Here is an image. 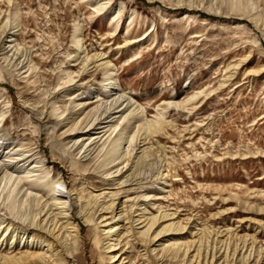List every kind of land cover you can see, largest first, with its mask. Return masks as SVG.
<instances>
[{
	"label": "rangeland",
	"instance_id": "374dc122",
	"mask_svg": "<svg viewBox=\"0 0 264 264\" xmlns=\"http://www.w3.org/2000/svg\"><path fill=\"white\" fill-rule=\"evenodd\" d=\"M7 14L0 151L24 159L0 187V264H264V0H0ZM120 206L136 227L109 251L100 217ZM141 211L172 216L147 236ZM32 226L48 247L20 241ZM158 232L181 250L159 256Z\"/></svg>",
	"mask_w": 264,
	"mask_h": 264
},
{
	"label": "bare ground",
	"instance_id": "6f19581e",
	"mask_svg": "<svg viewBox=\"0 0 264 264\" xmlns=\"http://www.w3.org/2000/svg\"><path fill=\"white\" fill-rule=\"evenodd\" d=\"M13 4L15 5L14 2L12 3V5ZM102 7L103 6H101V5H96L94 9H95V11L96 10L99 11V10L102 9ZM16 17H17V14H14L13 17L11 16V14H7L6 16L2 17V19L5 18L3 25H0V52L2 54H7V52L10 51L9 50V48L11 47L10 46V43H12V41H16V38L13 37V36H10V33H7V31H6L7 30L6 27L8 26V24H11L12 22H14ZM2 19L0 17V23H1ZM18 25H19V23H16L12 28L14 29L15 27H18ZM78 29L79 28H77L76 30L78 31ZM12 32H14V31H12ZM76 41L79 44V42L82 41V38L78 36V37H76ZM15 48H16L15 51H18L19 50L18 43L15 44ZM92 58H93L92 59L93 61H95V60L96 61H100V60L104 59L103 54H101V53H94L93 56H92ZM3 63H5L4 68L7 67L8 65H13L14 64L13 58L12 57L8 58V55H7V56L3 57ZM106 64H107L106 61L105 62L104 61H101V63H100V65H106ZM106 73H107V75L104 77V79H105L104 83L105 84H108V83H110L108 81L109 80V74H108L109 72H108V70L106 71ZM118 98L117 97L116 98H112V101L110 102L109 105L111 106L112 102H113V105L114 104H117L118 101H119V99H120V98L119 99ZM120 103H122V102H120ZM121 139H122L121 138V135L118 136V138L116 139V141L114 142V144L112 146L113 149L115 148L114 146L120 145ZM1 140L2 139L0 138V141ZM4 153H3V151H0V156H4L5 157L4 159H1L0 158V187L2 185V189L6 188L9 185V183L11 182V180L13 182L15 181V179L13 178V175H12V172H14V166H11V163H15L16 164L20 160L24 159L23 157L22 158L20 157L18 159H14L16 157H14L12 155L13 153H9V152H4ZM125 154H126V152H125ZM16 182H18V180ZM10 199L12 200V201L10 200V208H11V211L12 212H15V211L18 212L19 206H18V204H16L13 201L15 199V196L13 195ZM56 200H58V199H55V201ZM57 204H61V203H57ZM44 206H47V204L45 203ZM72 206H73L72 204H69L66 207H67V209L70 210L72 208ZM117 208H119V209H117V213L115 215L116 218L113 219L111 222H106L107 219H108L107 216H105V218H103V216L100 217L101 220L104 221L103 226H107V229H108L107 230L108 235L106 236V238L109 240L108 241L109 251H112V250L116 249V246L120 243L119 239L117 238V236L120 233H122V232H127V233L128 232H131L132 231V228L134 229V227H136V226H133L130 221L127 222V221L124 220L125 219V214H124L125 210H124L123 206H120V207H117ZM136 209L137 210H140L142 208H141V206H138ZM48 210H50V208H48ZM42 211H43V209H42ZM60 212L61 211H59L58 213H60ZM101 213H105V210H103ZM46 214H47V216L45 217L46 222L44 224L42 222L43 225H40V228H41L40 231H42L43 233L47 234V236H49L51 238H53V237L54 238H58L59 235H60V231L64 228V226H62V224L59 223V219H56V216H58V215L52 214V212H47V211H46ZM169 216H172V214L171 215H169V214H162L160 218H157L156 216H153V217H145V211H141V212H139V213L136 214V217L137 218L134 220V223L133 224H138L140 226L141 224L144 223L141 227H143V226H147V227L145 228L144 231L141 232V234L148 236L149 231L156 224V222L159 221V219H161V221H163V219H165L166 217H169ZM47 217H48V219H47ZM40 221L41 220H39V222H37V223H40ZM32 227H33L32 230L27 229V228H22L20 230V233H21L20 241H22L23 238H24L23 244L27 245V247H26L27 249H29L28 246L34 248V245L35 244H37V246L39 244V247H42V248L43 247H48L51 244L50 240L47 237H45V238H42V239L40 238L39 239V242H38L39 236L37 237L33 233L34 230H35V228H36V226H35V228H34V226H32ZM166 227H169V228L173 227L172 228L173 231L170 232V234L172 236H177V235L181 234L182 231L185 229L184 228V225L182 223H180V222H177V221L176 222L170 221V223L166 224ZM160 233L161 232H158L157 234H155L153 236L152 241L149 239L148 243L155 244L157 242H160V239L161 238H158L159 237L158 235ZM0 237H1L0 242L3 243V241L6 239L5 238V235L4 236H0ZM12 238H13L12 240H16L18 237L17 236H13ZM25 241H27V242L29 241L28 244ZM181 244L182 243L181 242L178 243V241H174L173 243L168 244V245H161V243H158V244H155V245H157V246H160L161 245V247H158V248L156 247L155 250L157 249L158 253L160 254L159 256H163L164 255L163 253L165 252V249L164 248H166L167 246L168 247L176 246L177 252H179L181 250V246H182ZM9 248H11V247H9ZM13 249L11 251H13ZM187 251H188V249L182 250L181 254H183L184 256L187 257L188 256ZM26 254H28V256L31 257V258L39 255V254H37L36 252H33V251H31V252L26 251L23 254V256L26 255ZM23 256H21V258H19V260H21L23 258ZM116 257H117V254L116 255L113 254L112 258L113 259L114 258L117 259ZM118 257L120 258V256H118ZM5 258H12V256L11 257L10 256H8V257L0 256V259L1 260L4 259V261H5L6 260ZM25 258H27V255H26ZM198 258H200V255L198 256ZM185 259H188V257L185 258ZM200 259H204V261L203 262H200V260L198 259V263H196V264H206L207 263L206 257L203 256V258H200ZM19 260H17V261H19ZM188 261H191V260H188ZM212 261H213V258H211L210 261L207 264H212Z\"/></svg>",
	"mask_w": 264,
	"mask_h": 264
}]
</instances>
